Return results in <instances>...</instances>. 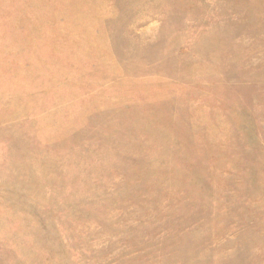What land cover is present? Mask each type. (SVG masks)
I'll return each instance as SVG.
<instances>
[{
  "label": "rangeland",
  "instance_id": "374dc122",
  "mask_svg": "<svg viewBox=\"0 0 264 264\" xmlns=\"http://www.w3.org/2000/svg\"><path fill=\"white\" fill-rule=\"evenodd\" d=\"M0 264H264V0H0Z\"/></svg>",
  "mask_w": 264,
  "mask_h": 264
}]
</instances>
